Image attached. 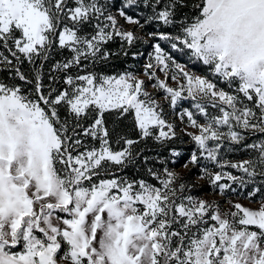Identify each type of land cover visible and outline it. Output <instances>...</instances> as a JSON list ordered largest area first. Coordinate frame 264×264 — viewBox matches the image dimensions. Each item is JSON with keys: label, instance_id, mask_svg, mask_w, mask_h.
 <instances>
[{"label": "snow or ice", "instance_id": "6c2138e0", "mask_svg": "<svg viewBox=\"0 0 264 264\" xmlns=\"http://www.w3.org/2000/svg\"><path fill=\"white\" fill-rule=\"evenodd\" d=\"M0 264H264V0H0Z\"/></svg>", "mask_w": 264, "mask_h": 264}]
</instances>
